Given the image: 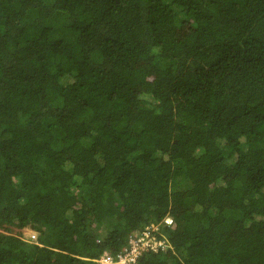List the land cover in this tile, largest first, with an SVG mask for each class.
<instances>
[{"label": "trees", "instance_id": "16d2710c", "mask_svg": "<svg viewBox=\"0 0 264 264\" xmlns=\"http://www.w3.org/2000/svg\"><path fill=\"white\" fill-rule=\"evenodd\" d=\"M150 225L135 264H264V0H0V264Z\"/></svg>", "mask_w": 264, "mask_h": 264}, {"label": "built area", "instance_id": "2783aa9c", "mask_svg": "<svg viewBox=\"0 0 264 264\" xmlns=\"http://www.w3.org/2000/svg\"><path fill=\"white\" fill-rule=\"evenodd\" d=\"M171 219L166 218L164 220V225H170ZM158 225H150L144 227L141 234L137 238H130L126 245L123 246L120 252L115 256L103 255L98 264H135L136 258L142 252L155 251L158 247L164 249L166 248L165 241L163 238L159 239L155 235L159 230ZM161 234V232L159 233ZM31 239L34 237L31 235Z\"/></svg>", "mask_w": 264, "mask_h": 264}, {"label": "rangeland", "instance_id": "374dc122", "mask_svg": "<svg viewBox=\"0 0 264 264\" xmlns=\"http://www.w3.org/2000/svg\"><path fill=\"white\" fill-rule=\"evenodd\" d=\"M17 231H18L17 229L12 228L11 230H8V233L15 234ZM26 233H27L26 229L25 230H21L20 231V235H22L21 237H23L24 234L26 235Z\"/></svg>", "mask_w": 264, "mask_h": 264}, {"label": "clouds", "instance_id": "9594fccd", "mask_svg": "<svg viewBox=\"0 0 264 264\" xmlns=\"http://www.w3.org/2000/svg\"><path fill=\"white\" fill-rule=\"evenodd\" d=\"M26 235H29L28 232L26 233ZM25 234L23 236H26Z\"/></svg>", "mask_w": 264, "mask_h": 264}]
</instances>
